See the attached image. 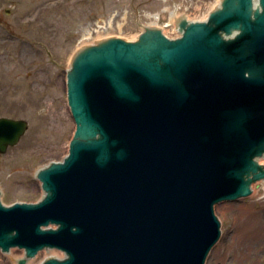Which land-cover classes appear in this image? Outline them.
Instances as JSON below:
<instances>
[{"label": "water", "instance_id": "1", "mask_svg": "<svg viewBox=\"0 0 264 264\" xmlns=\"http://www.w3.org/2000/svg\"><path fill=\"white\" fill-rule=\"evenodd\" d=\"M178 28L87 47L70 77V155L39 173L42 201H0L2 250L67 254L43 264L206 263L214 205L264 180V0H222ZM27 128L0 118V153Z\"/></svg>", "mask_w": 264, "mask_h": 264}, {"label": "rangeland", "instance_id": "2", "mask_svg": "<svg viewBox=\"0 0 264 264\" xmlns=\"http://www.w3.org/2000/svg\"><path fill=\"white\" fill-rule=\"evenodd\" d=\"M218 1L0 0V118L23 119L28 123L19 142L0 153L2 202L35 204L45 198L47 192L38 172L47 165L60 163L70 152L77 126L69 112L67 86L65 90L64 83L59 82L67 78L68 59L73 52L85 43L86 46L109 38L140 35L144 26L156 25L175 38V14L195 19ZM32 87H37V94L33 95ZM46 98L55 109L66 110L61 124L55 123L50 103H40ZM258 192L215 206L222 236L205 264H220L227 253L228 264H238L235 258L242 255L235 254V238L244 231L248 216L252 232L264 236V221L257 223L258 217H264L261 186ZM248 246L247 250L252 252L248 264H264V239ZM12 250H0V264H17L25 256V250ZM43 252L28 259L41 264L55 258L46 257Z\"/></svg>", "mask_w": 264, "mask_h": 264}, {"label": "bare ground", "instance_id": "3", "mask_svg": "<svg viewBox=\"0 0 264 264\" xmlns=\"http://www.w3.org/2000/svg\"><path fill=\"white\" fill-rule=\"evenodd\" d=\"M222 1V0H221ZM221 1L219 0L208 12H206L205 14H203V16H199V17H197V18H195V19H188V21H189V23H198V22H204V21H207L208 20V18L210 17V15H211V12H213V11H215V10H217L220 6H221ZM181 18L182 17H180L179 18V16L178 15H174L173 17H172V21L173 22H176V24H178L179 22H180V20H181ZM156 26V25H155ZM147 27V26H144L143 27V29H144V31L142 32V33H145L146 31V29H148V30H153V31H157V32H159V34H161L163 37H167L169 40H175V39H178V38H181L182 37V34H183V32L177 27V25H176V29H175V31H176V35H175V38H173V37H171L170 38V36H168L167 34H168V31L167 30H165V29H162L161 27ZM150 28V29H149ZM159 28V29H158ZM153 31H148V34H147V37H146V40L148 41L149 40V38L150 37H152L153 36V34H156V33H153ZM142 33L140 34V35H133V36H131L130 38L128 37V38H126V39H124V38H120V39H122V40H124V41H126V42H128V44L129 43H136V42H139L140 41V39H141V36H142ZM109 39H112V38H109ZM106 40H108V39H106ZM102 41H105V40H100V41H95L94 43H92V44H90V45H95V44H97V43H100V42H102ZM83 43H85V42H83ZM86 44V43H85ZM85 44H82V47H80L79 48V50H77L76 52H73L72 53V56L70 57V59H68L69 61H68V68H67V78L66 79H64L63 81H60L59 83H64V85H65V90H66V86H67V94L69 95V92H70V90L71 89H69V85H71V81H70V77L72 76V74H73V69L75 68V65H76V63L78 62H81V61H84L85 60V55H87V53L89 52H87V47L88 46H90V45H86L85 46ZM33 89V95H35V94H37V87H32ZM48 100L49 99H42L41 101H40V103H45V104H48V103H50V102H48ZM68 105H69V112H71L72 110H71V108H70V104H69V101H68ZM49 106L50 107H52V105H51V103L49 104ZM52 109H53V112H54V115H55V123H58V124H61V122H62V120L63 119H66V114L64 113V112H66V110H63V108L62 107H60L59 109H55V107H52ZM71 115L73 116V118H74V114H73V112H71ZM74 122H75V119H74ZM75 125L77 126V123L75 122ZM77 128V127H76ZM65 129H66V127H65ZM256 160H258L257 162L259 163V165H264V157H257L256 158ZM63 162L61 161V164H62ZM48 166H51V164L50 165H47L46 167H48ZM46 167H44V168H46ZM43 168V169H44ZM42 171V170H41ZM40 171V172H41ZM256 183V185L253 187L254 189H253V194L254 195H251V196H255V195H258L259 194V192H258V187L259 186H261V188L263 189V191H264V180L262 179V180H258V181H256L255 182ZM254 183V184H255ZM261 183V184H260ZM0 198H1V196H0ZM260 199L262 200L263 199V201H264V193H263V195H261V197H260ZM218 204V203H217ZM217 204H215L214 205V208H215V206L217 205ZM264 206V205H263ZM213 208V209H214ZM215 210V209H214ZM248 213V212H247ZM256 214H259V212H255ZM261 213V212H260ZM248 214H250V213H248ZM262 214V213H261ZM260 215V214H259ZM264 218V217H263ZM263 218H261V217H258V220H257V223H260V222H262L261 220H263L264 221V219ZM243 228V232H241L236 238H235V244H234V248H235V254L236 255H239V253L242 255V258H239V257H237L236 256V258H235V260L236 261H238V264H248V257H250L251 256V250L249 249V250H247V248H249L250 246H248V244H251L252 242H254V241H260V240H263L264 239V236L262 237L261 236V234H255V233H253L252 232V226H251V217L250 216H248V217H246V220H245V222H244V226L242 227ZM13 248H10V249H8V251H9V253H11L13 250H12ZM23 250V249H22ZM24 251V250H23ZM41 251H44L43 253H44V256H48V255H50V257H52V256H54L55 258H62V257H64L65 256V254L64 253H62V251L60 250V249H58V248H51V247H46V248H44V249H42ZM40 252V251H39ZM25 255V254H24ZM52 255V256H51ZM229 256H230V254L229 253H227L226 254V256L224 257V258H222L221 259V262H220V264H228V258H229ZM25 257L26 256H24V259H25ZM33 256H30V257H26V260H27V264H33L34 262H32L31 261V259H28V258H32ZM42 263V262H41Z\"/></svg>", "mask_w": 264, "mask_h": 264}]
</instances>
